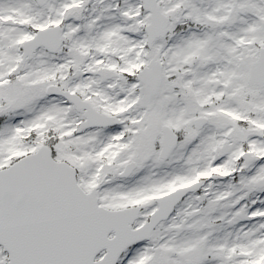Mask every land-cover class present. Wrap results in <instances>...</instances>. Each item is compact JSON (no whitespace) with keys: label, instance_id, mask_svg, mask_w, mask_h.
Masks as SVG:
<instances>
[{"label":"snow or ice","instance_id":"1","mask_svg":"<svg viewBox=\"0 0 264 264\" xmlns=\"http://www.w3.org/2000/svg\"><path fill=\"white\" fill-rule=\"evenodd\" d=\"M0 264H264V0H0Z\"/></svg>","mask_w":264,"mask_h":264}]
</instances>
